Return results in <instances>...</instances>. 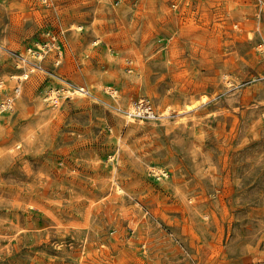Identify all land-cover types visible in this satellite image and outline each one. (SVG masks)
<instances>
[{
  "label": "rangeland",
  "instance_id": "rangeland-1",
  "mask_svg": "<svg viewBox=\"0 0 264 264\" xmlns=\"http://www.w3.org/2000/svg\"><path fill=\"white\" fill-rule=\"evenodd\" d=\"M0 264H264V0H0Z\"/></svg>",
  "mask_w": 264,
  "mask_h": 264
},
{
  "label": "built area",
  "instance_id": "built-area-1",
  "mask_svg": "<svg viewBox=\"0 0 264 264\" xmlns=\"http://www.w3.org/2000/svg\"><path fill=\"white\" fill-rule=\"evenodd\" d=\"M21 91V87L17 86L16 87V92H20ZM1 107L3 109H8L12 107V100L8 99L4 102H2ZM136 114L139 116H147V117H155L156 116V112L153 109L152 105H150L148 102H146L145 100H142L138 106H137V111Z\"/></svg>",
  "mask_w": 264,
  "mask_h": 264
},
{
  "label": "bare ground",
  "instance_id": "bare-ground-1",
  "mask_svg": "<svg viewBox=\"0 0 264 264\" xmlns=\"http://www.w3.org/2000/svg\"><path fill=\"white\" fill-rule=\"evenodd\" d=\"M32 66V65H31ZM34 70V67L32 68ZM27 74H25L26 76ZM53 90V89H52ZM82 91V90H81ZM81 91H78L79 93H81ZM53 92V91H52ZM81 94H84V93H81ZM48 97V96H47ZM129 104V103H128ZM130 113H134L135 112V107L134 106H131L130 107V110H129ZM166 114H169V109H166L164 112L160 113V115H166ZM130 117H132V115H130Z\"/></svg>",
  "mask_w": 264,
  "mask_h": 264
}]
</instances>
